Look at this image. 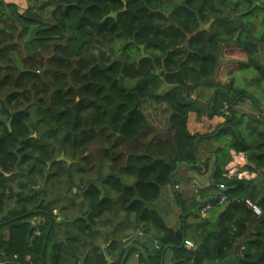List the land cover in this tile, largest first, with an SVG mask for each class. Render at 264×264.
Segmentation results:
<instances>
[{
    "label": "trees",
    "instance_id": "16d2710c",
    "mask_svg": "<svg viewBox=\"0 0 264 264\" xmlns=\"http://www.w3.org/2000/svg\"><path fill=\"white\" fill-rule=\"evenodd\" d=\"M110 11L115 16L103 18ZM256 12L264 25V0H44L23 11L0 0V214L15 199L0 218V264H62L65 243L75 238L71 225L90 239L91 264H107L98 226L120 211L104 241L117 248L119 226L139 230L157 242L149 264H162L166 250L170 264L230 255L235 264H264V56L240 26L264 42L249 20ZM117 41L122 58L112 59ZM200 84L212 87L204 110L188 100ZM245 98L256 113L238 109ZM146 101L165 106L164 130L148 124ZM96 140L97 152L86 154ZM233 151L245 155L254 177L227 175ZM180 162L207 173L209 186L190 203L196 222L186 221L177 193L183 212L173 229L149 205L176 185ZM207 203L211 214L203 217ZM54 209L79 215L57 222ZM35 215L39 226L29 222ZM121 253L109 264H119Z\"/></svg>",
    "mask_w": 264,
    "mask_h": 264
},
{
    "label": "crops",
    "instance_id": "0c3cea01",
    "mask_svg": "<svg viewBox=\"0 0 264 264\" xmlns=\"http://www.w3.org/2000/svg\"><path fill=\"white\" fill-rule=\"evenodd\" d=\"M253 7H251V10L253 9ZM249 20L252 21V25L254 26L255 32L259 29H261V31H264V25L261 24V20H263L261 12H256L255 14H252L249 17ZM207 26L208 24L203 25L201 27H207ZM240 26L243 27L244 29L249 30L248 35L252 36V38L259 44L260 46L259 59L263 61L264 42L260 41L252 34V29H250L246 25V23L243 24L241 22ZM188 100H192L196 104H198L201 110H204L207 106V103L205 102L204 99H201L200 97H196L194 95L190 96ZM240 104L238 105V109H239ZM254 110L251 112H247V111L245 112L256 113L257 111L255 108ZM263 113L264 112H262L261 115ZM246 163H247V160L243 153L233 151L232 160L227 165V175L237 174L239 177H246V178L254 177L256 175L255 173H248L246 170H244V166L246 165ZM178 168L182 170L179 171ZM178 168H177L178 171H176L174 175V179L176 181V184L179 185L180 180H182V178L185 177V172L183 173L184 169H188L190 170V172H192V170L184 165H181ZM195 176L196 177L198 176V178L193 179V184H195V186L193 185L194 189L192 190L191 193L190 191L188 192L190 194H187V191H184V193H180V191L178 192V190H176L175 188L176 185L171 183L165 186L164 188H162L161 195L158 197V199L151 202L149 205L150 207H154L155 209H157L158 212L163 217L165 223L173 229H176L180 226V223H181L180 214L183 212L181 204L180 205L178 204L179 201L177 199V193L180 195L179 198L182 199V201H184L185 208H186L185 211L186 213H188V212H191L192 210L190 208V203L192 202V200H196L197 198H200L202 196L200 192H197V189H204L209 186L207 173L197 174ZM201 177H205V179L202 180ZM72 191L76 192L75 188H73ZM209 191H212L211 187L204 190L203 194L205 195ZM11 199L13 200L10 202V199H9V202H10L9 205L7 203L8 201L6 202V209L3 213H1L0 218L4 217L7 214V210L13 206L15 199L14 198H11ZM163 199H164V202L162 201ZM53 214L56 215L55 219L57 220V222H61L63 220L66 221L67 218L68 220L71 221L74 218V216L76 217L79 215V212H76L73 209H71L66 214H61L59 213V210L54 209ZM210 214H211V211L208 210L204 214H202V216L207 217ZM123 215H124L123 211H120L117 213L116 218L114 217V215L112 216L109 214H106L105 217H103L104 222L98 226L100 229V232L103 234V236L100 237L101 239L97 240V242L101 241L99 243V249L102 251L107 264H109V263H112L116 259L120 251H122L121 253L122 254L121 258H122L125 250L129 246L133 244H139L147 252V258H148L147 264H149V259H150L149 253L152 254L154 253L155 249H157V242L155 240L149 241L147 238L144 237L145 235L142 232H138L139 230H134L133 228L124 229L123 226H119V230L116 233V238L117 240H119L117 248H112V249L110 248L111 240H108L107 242L104 241L105 232L108 233L109 231H111L113 229L114 223L116 221H119V219ZM31 218L32 217H30L29 220ZM186 221L196 222V220L190 215V213H188ZM70 227H72L71 228L72 235H75V238L71 237L69 240L66 241L64 252L62 254V261H63L62 264H74L76 263V261H77V264H91L92 258L90 257V252H91V247L89 245L90 239L87 237L85 233H79L76 227H73L72 225ZM63 229H64V226H61L60 228H58V236L65 240V237L63 238L64 236ZM126 233H128V235L126 237H123L124 234ZM93 242L94 244H98L96 241H93ZM144 243L146 244L147 249H145V247L141 245ZM185 245L189 248L194 247L195 242H194L193 235H191V237H188V239L185 240ZM48 249H50V247ZM139 254L142 256L139 250L135 248H131L128 251V253H126V257L124 259L123 264H143V261L139 257ZM121 258H120L119 264L121 262ZM142 258L145 261L143 256ZM171 258H172L171 250H166L164 253H162L161 263L170 264ZM235 261H236L235 256L230 255L225 258L218 259L215 264H235Z\"/></svg>",
    "mask_w": 264,
    "mask_h": 264
},
{
    "label": "rangeland",
    "instance_id": "374dc122",
    "mask_svg": "<svg viewBox=\"0 0 264 264\" xmlns=\"http://www.w3.org/2000/svg\"><path fill=\"white\" fill-rule=\"evenodd\" d=\"M2 1H5V2L14 1L18 5L19 10L23 11L27 7H32L33 9L37 10V8L40 6V4H42V2L44 0H2ZM48 9H49V7H46V10H48ZM110 12H108V13H110ZM45 19H47V18H45ZM121 44H122V41L115 42V44H114V52L111 53L112 59L113 58H120V59L122 58L121 50H120V45ZM103 50L106 53H109V50L107 48L104 47ZM99 51H100V49H98V48L96 50L94 49V52L96 54H98ZM246 75L248 77L250 76V78H252L254 74L252 75L251 72H248ZM124 83H126L127 86L130 87V86L134 85L135 81L124 79ZM236 84L237 85L238 84H245L244 76L238 78ZM163 88H164V86H162L161 90ZM246 89L249 90V91H253L254 90V92H256V89H255L254 86L246 87ZM211 90H212V87H210L208 84H200L196 88V93H198V94L197 95L194 94V96L200 97L201 99H204L205 102H206L208 96L211 94ZM141 108H142V111H143V113L145 114V116L147 118L148 124L150 125V127H152V129L164 130L166 128L167 118H168V111L166 110V108H165V106L163 104L162 105H158L156 103H152L150 101H146L145 103H142ZM239 109L242 110V111L251 112V111L254 110V107L251 104V101L249 99L245 98L241 102V104L239 106ZM261 117L264 118V113L261 115ZM99 144H100L99 140L94 141L89 146V149L86 152V154L89 153V152H92V153L97 152V147L99 146ZM120 147H122V146H119V148ZM63 159H65L64 156H63ZM67 161H69V160H67ZM178 169H179V171L182 170L180 168H178ZM184 172H185V177H183L182 180H180L179 185L176 184L175 188H176V190H178V192L180 191V193H184V191H187V194H190L192 192V190L194 189V187H193V179L198 178V176L197 177L195 176L198 173L196 174L195 171L190 172V170H188V169H184L183 173ZM201 179L204 180L205 177H201ZM75 191H76V189H75ZM189 191H190V193H188ZM53 195H54V192L51 195H49L50 196L49 198H51ZM12 200L13 199H10V202ZM162 201L164 202V199ZM10 202L8 200V202H7L8 205H9ZM0 217H1V214H0ZM33 218H41L42 219V217L39 216V215L33 216L30 220H32ZM30 220H29V222H30Z\"/></svg>",
    "mask_w": 264,
    "mask_h": 264
},
{
    "label": "built area",
    "instance_id": "2783aa9c",
    "mask_svg": "<svg viewBox=\"0 0 264 264\" xmlns=\"http://www.w3.org/2000/svg\"><path fill=\"white\" fill-rule=\"evenodd\" d=\"M220 188H223L222 184L218 185ZM225 199V195H222L220 198V201H223ZM245 203L246 205L253 211L254 214H261V208L259 205H257L256 203H254L253 201H251L250 199H245ZM210 208V204H206L205 206H203L200 210L201 214H204L206 212V210H208ZM42 222L41 218H33L32 220H30V223L33 224L34 226H39ZM40 231L38 230V228H36V230L34 231V235H39Z\"/></svg>",
    "mask_w": 264,
    "mask_h": 264
},
{
    "label": "water",
    "instance_id": "95a60500",
    "mask_svg": "<svg viewBox=\"0 0 264 264\" xmlns=\"http://www.w3.org/2000/svg\"><path fill=\"white\" fill-rule=\"evenodd\" d=\"M106 16H111V17H113V16H115V12L108 13V14L105 15L103 18H105ZM139 47H140V50H141V57H145L146 54L143 52V46L140 45ZM6 124L9 125V120L7 121ZM58 159L63 160V156L61 155ZM181 165H183V162H180V163L178 164V166L176 167V169L173 171V174L175 173V171L177 170V168L180 167ZM61 218H63V217H61ZM44 244H45V242H44ZM131 248H135V249L139 250V252H140V253L142 254V256L144 257L145 261L148 262L147 252L144 250V248L141 247L139 244H133V245L129 246V247L125 250V252H124V254H123L122 258H121V262H120V264H123L124 259H125V257H126V253H128V251H129ZM42 258H43V254H42ZM42 264H45L44 261L42 262Z\"/></svg>",
    "mask_w": 264,
    "mask_h": 264
}]
</instances>
